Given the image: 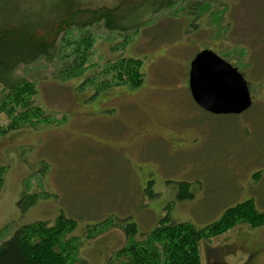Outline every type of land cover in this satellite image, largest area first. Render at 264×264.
I'll return each instance as SVG.
<instances>
[{
    "label": "rangeland",
    "instance_id": "1",
    "mask_svg": "<svg viewBox=\"0 0 264 264\" xmlns=\"http://www.w3.org/2000/svg\"><path fill=\"white\" fill-rule=\"evenodd\" d=\"M47 1L28 0V12L46 19L38 27L40 36L52 38V29L58 30L60 47L52 58L15 71L34 83L33 102L45 120L0 135V166L7 168L0 188V245L24 225H52L63 215L76 222L71 235L79 239L76 257L83 261L76 264H110L128 241L121 225L137 224L136 239L142 240L167 215L174 223L204 229L248 199L264 213V0H188L143 11L137 19L132 14L127 23H141L128 31L108 30L104 22L83 32L74 26L65 47L61 40L68 32L60 30L62 24L70 17L88 20L77 10L121 8L122 15L134 2L74 0L54 17L37 10ZM83 38L87 44L81 46ZM78 48L85 58L75 53ZM203 50L244 75L250 109L241 115L212 114L196 104L189 73ZM127 58L142 64L139 89L116 86L98 94L87 84L109 62ZM76 62L86 63L79 77L73 75ZM9 122L1 114L0 130ZM158 136L173 142L183 138L184 144L173 147ZM185 186L194 198H178ZM24 194L39 195L26 212L19 207ZM110 222L114 226L101 234L89 231ZM242 225L248 224L202 240V264L246 263L235 251L250 245V236L257 238L251 257L264 264V226L248 232Z\"/></svg>",
    "mask_w": 264,
    "mask_h": 264
},
{
    "label": "trees",
    "instance_id": "2",
    "mask_svg": "<svg viewBox=\"0 0 264 264\" xmlns=\"http://www.w3.org/2000/svg\"><path fill=\"white\" fill-rule=\"evenodd\" d=\"M24 1L0 0V88H2L0 115L5 113L10 119L9 125L0 130V135L21 127H37L41 121L45 120L43 109L35 106L33 102L34 94L37 92L34 83L18 78L15 76V71L21 65L33 64L41 58H52L53 52H59L60 47L57 45L59 40L56 28L52 29V38L39 35L38 27L45 25L43 21L46 19L32 18L33 13L28 12L30 10L27 6L28 0ZM125 1L123 0L122 3ZM158 1L133 0L134 7L131 10L127 9L128 12L122 15L118 12L121 8L118 10L103 7L96 11L79 9L76 15H86L88 20L75 21L73 17H70L63 23L60 30L67 31L68 36L61 40V45L69 46L74 26L79 32H83L96 22H104L108 30L128 31L138 28L141 23L135 20V23L128 24L127 20H131L132 14L133 19H137L141 17L140 14L143 11L168 9L188 0ZM72 2L74 0H48L46 5H41L37 10L49 15H58L64 10V5H70ZM121 6L122 4L118 7ZM84 40L85 38L79 41L81 46L87 44ZM78 52L82 59L85 52L79 48L75 50V53L78 54ZM140 63L138 60L128 58L121 59L112 65L109 62L103 68V73L90 78L87 84H94L98 94L116 86H126L132 90L139 89L144 84L145 77V74L141 72L142 64ZM85 64L83 62L73 64L72 67L76 68L73 71L75 77L84 74L87 69ZM6 170L7 168L0 166V188ZM187 186L180 189L178 195L180 200L194 198V194L187 189ZM38 200L39 195L24 194L19 207L22 212H26ZM241 224H248L251 228L264 226V213L257 211L253 200L228 208L218 221L204 229H199L189 222L174 223L167 215L144 239L137 240V224L121 225L119 227H122L128 241L123 248L113 254L110 264H202L200 242L222 235ZM111 226L114 224L110 222L105 226H93L94 228H91L93 231H89L101 234ZM75 228V220L63 215L59 216L52 225L46 222L24 225L17 229L9 240L0 245V264L83 263L76 257L80 243L78 238L71 235Z\"/></svg>",
    "mask_w": 264,
    "mask_h": 264
},
{
    "label": "water",
    "instance_id": "3",
    "mask_svg": "<svg viewBox=\"0 0 264 264\" xmlns=\"http://www.w3.org/2000/svg\"><path fill=\"white\" fill-rule=\"evenodd\" d=\"M189 86L196 104L213 114L239 115L253 103L244 75L211 50L201 51L191 62Z\"/></svg>",
    "mask_w": 264,
    "mask_h": 264
},
{
    "label": "crops",
    "instance_id": "4",
    "mask_svg": "<svg viewBox=\"0 0 264 264\" xmlns=\"http://www.w3.org/2000/svg\"><path fill=\"white\" fill-rule=\"evenodd\" d=\"M239 227H243V229L244 230H247L248 232H250V229H252L250 226H248V225H242V226H239ZM259 228H262V227H259ZM259 228H256V229H254V230H257V229H259ZM259 238V237H258ZM257 239V238H256ZM256 239H254L252 236H250V240L248 239V241H249V243H250V245H248V246H244V245H242V247L241 246H239L238 247V249H236L235 248V246H234V248L236 249V251H235V253H237V258H239V257H243V261H244V259L246 260L247 259V261H246V263H244V262H242V264H248V263H251V264H255L254 263V258H252L251 256H254L255 257V254L253 253V251H252V245H253V243L252 242H254V241H256ZM259 240V239H258ZM238 246V245H237ZM241 247V248H240ZM245 247H248L249 248V252H246V251H244V249H245ZM229 248V247H228ZM242 249V250H241ZM239 252H241V256L238 254ZM243 252H244V254H243ZM232 254V253H231ZM242 259V258H241ZM260 260V264H263V259H259ZM225 261V260H224ZM226 262V261H225ZM215 264H225L224 262H215Z\"/></svg>",
    "mask_w": 264,
    "mask_h": 264
},
{
    "label": "flooded vegetation",
    "instance_id": "5",
    "mask_svg": "<svg viewBox=\"0 0 264 264\" xmlns=\"http://www.w3.org/2000/svg\"><path fill=\"white\" fill-rule=\"evenodd\" d=\"M200 107V106H199ZM252 107V106H251ZM250 107V108H251ZM249 108V109H250ZM204 110V109H203ZM206 111V110H205ZM208 112V111H207ZM209 113H211V112H209ZM213 114V113H212ZM239 115H241V114H239ZM156 140H161V141H163V142H165V143H167L168 145H170L171 144V146H173V147H175V146H180L182 143L184 144V142H183V138H180V139H178L177 140V142H173V139H170V138H167V136L166 137H164V136H158V137H156L155 138ZM189 139H187V141H188ZM249 200V199H248Z\"/></svg>",
    "mask_w": 264,
    "mask_h": 264
}]
</instances>
